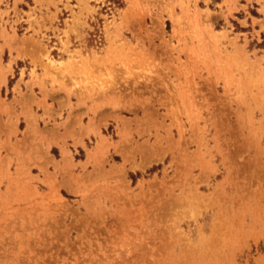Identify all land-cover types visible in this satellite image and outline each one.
I'll use <instances>...</instances> for the list:
<instances>
[{
  "label": "rangeland",
  "instance_id": "374dc122",
  "mask_svg": "<svg viewBox=\"0 0 264 264\" xmlns=\"http://www.w3.org/2000/svg\"><path fill=\"white\" fill-rule=\"evenodd\" d=\"M0 264H264V0H0Z\"/></svg>",
  "mask_w": 264,
  "mask_h": 264
},
{
  "label": "crops",
  "instance_id": "0c3cea01",
  "mask_svg": "<svg viewBox=\"0 0 264 264\" xmlns=\"http://www.w3.org/2000/svg\"><path fill=\"white\" fill-rule=\"evenodd\" d=\"M23 2V1H22ZM21 3V2H20ZM16 53H15V51H14V53H12V57L14 58V63H17L18 62V60H24V59H28V58H30V56H29V54H26V55H24V56H21V57H17L16 55H15ZM37 67H39V66H37ZM29 70L30 69H26V71H25V77H24V79H23V81H25V80H27V78H29ZM36 73L38 74V78H37V80H33L34 82H45V81H42V80H40V79H42V72L39 70V69H36ZM7 80V77H6V79H5V81ZM29 81V80H28Z\"/></svg>",
  "mask_w": 264,
  "mask_h": 264
}]
</instances>
